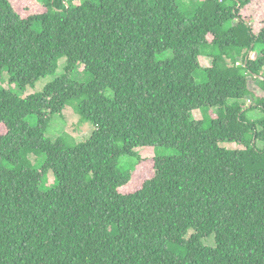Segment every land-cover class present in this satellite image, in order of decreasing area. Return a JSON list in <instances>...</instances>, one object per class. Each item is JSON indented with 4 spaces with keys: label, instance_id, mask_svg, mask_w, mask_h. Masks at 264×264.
<instances>
[{
    "label": "trees",
    "instance_id": "obj_1",
    "mask_svg": "<svg viewBox=\"0 0 264 264\" xmlns=\"http://www.w3.org/2000/svg\"><path fill=\"white\" fill-rule=\"evenodd\" d=\"M37 1L27 13L0 0V83L18 88L0 86V264H264V117H247L264 113V25L242 15L254 0H203L189 15L181 0ZM62 58L61 77L21 96ZM73 103L91 137L51 141ZM211 110L205 128L194 112ZM146 147L178 155L121 192L136 169L120 159L140 165ZM30 153L45 155L40 170Z\"/></svg>",
    "mask_w": 264,
    "mask_h": 264
},
{
    "label": "rangeland",
    "instance_id": "obj_2",
    "mask_svg": "<svg viewBox=\"0 0 264 264\" xmlns=\"http://www.w3.org/2000/svg\"><path fill=\"white\" fill-rule=\"evenodd\" d=\"M17 9L24 8V10H36L37 12L41 10L40 4L37 0H12ZM203 0H181L180 5L182 9L189 15L192 13L197 7H199L200 3ZM76 5L81 4V0L75 1ZM40 5V6H39ZM28 10L27 13L31 11ZM242 15L250 18L252 20V24L256 32L264 25V0H254V2L242 11ZM212 48L204 49V56L201 58V62L204 67H210L212 65V60L208 58L209 52H213ZM172 56L171 52H168L164 55H160L157 57L158 61H165ZM256 55H253L255 57ZM67 65V59L62 58L58 61V70L54 75H50L44 79H41L34 88H28L25 93H22V97H27L31 94L42 92L44 87L55 81L57 78L61 77L64 74L65 66ZM83 66L79 67V73L76 74L75 79L79 82L86 83L89 81L90 77L87 75H83ZM195 80L197 84L204 85L207 83V78L203 73H196ZM255 84L256 81H255ZM0 86L5 89H15L18 88L15 85L10 84L8 75L4 76V81L0 83ZM111 96L112 92H108ZM229 102V104H232ZM248 106V101L245 102ZM74 103L67 106L63 111V115H57L53 118L51 126L46 134L47 138L51 141H56V139L62 134H69L73 137L76 143L85 142L89 139L94 131V126L89 122H82L80 116L74 110ZM194 117L197 120H204L205 128H209L211 126L212 120L216 119L217 112L216 110H211L203 113L202 111H195ZM250 120H259L264 117V113L262 110H250L247 115ZM29 122L32 126L37 125V118L35 116L29 117ZM3 132V127L0 126V134ZM223 147L229 149H241L240 146H237L234 143L231 144H223ZM259 147H263L262 143H259ZM136 152L140 158H143L142 164L138 165V159L136 157H122L120 159V169L124 174L131 173L136 169L135 180L131 184L130 189L125 191L121 190L123 193H130L138 190L141 187V184L144 180H147L153 176V160L155 157H175L178 155L176 151L166 150V149H155V148H138ZM28 159L33 165V169L40 170L46 161V157L43 154L30 153L28 155ZM56 181L55 177L52 173L49 174L46 183L44 185V191H47L53 187H55ZM129 186V185H128ZM127 186V187H128ZM204 244L209 247L215 246V236H211L209 239L204 240Z\"/></svg>",
    "mask_w": 264,
    "mask_h": 264
},
{
    "label": "built area",
    "instance_id": "obj_3",
    "mask_svg": "<svg viewBox=\"0 0 264 264\" xmlns=\"http://www.w3.org/2000/svg\"><path fill=\"white\" fill-rule=\"evenodd\" d=\"M239 65H241V63H240V62H238V63H237V66H239ZM248 103H250V101H248Z\"/></svg>",
    "mask_w": 264,
    "mask_h": 264
}]
</instances>
